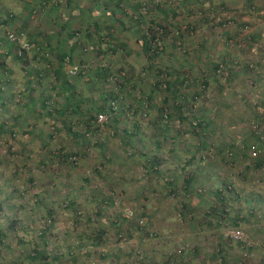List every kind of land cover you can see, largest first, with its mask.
Masks as SVG:
<instances>
[{"label": "rangeland", "instance_id": "obj_1", "mask_svg": "<svg viewBox=\"0 0 264 264\" xmlns=\"http://www.w3.org/2000/svg\"><path fill=\"white\" fill-rule=\"evenodd\" d=\"M68 1L69 0H48L43 4L42 0H0V15H2L4 10L13 14V25L9 26L8 33L14 31L19 34L21 38L20 42H25L29 39L31 41H36L37 45L38 42L44 43L48 41V45H42V50L44 46L51 49V46L55 47L51 38L54 40L63 33L61 26V22H63V20H61L62 9H65V14L72 15V11L67 7V5H69ZM97 1L101 5L105 4L104 6H111L110 8L115 5L113 0ZM206 1L207 0H203L205 6ZM212 1L213 0H211V3ZM85 2L92 1L82 0V3ZM116 2L118 3V8L125 11V19L127 15L130 16V13L136 11L143 3L145 4V16L138 19L132 16L131 20H148L149 17L162 19L158 22L168 25V28L164 39H162V45L161 43L159 45L160 50L163 49V52L156 60V63L158 65H166L170 69L180 68L178 71H182V76L189 73L190 77L195 80V82L190 86L188 85L187 88L184 87V84L188 82V79H186L184 83L178 85L183 92L185 89L187 90V94L192 101V108L185 111L188 117L182 123L178 122L175 116L169 118L168 129L165 132L167 136L174 138L173 141L166 139L162 140V131L159 129V126L150 121V119L155 120L158 117L155 105L141 111V119H143L141 128L138 130V135H133V138L130 140L134 142L139 140L142 142L138 144L139 148L143 150L152 149L151 151H155L156 154L159 152V155L163 154V156H167L168 158H165L166 161L161 167L165 174L169 173L171 165L178 163V161L180 165L181 162L178 168L179 170L176 169L174 172L176 181L180 187L188 174L194 176L205 164L209 166L208 169L202 170L198 176L199 179H197L196 175L192 180L193 186L198 185L200 186L199 188H206L203 190L204 194H202V198H198V195L195 194L188 202L179 197L176 199L170 196L172 193L169 192V187L165 184L163 185L161 181L153 177V179L145 178L143 168L140 166L143 165V162H141L140 165H138V162L136 164L134 162L136 159L138 160L139 156L137 157L135 155L136 157H128L125 159V163L120 161L121 158L123 159V154H126L127 148L130 149L131 147L130 145H127V147L123 145L119 146V142L121 141L120 137L124 136V133H122L123 124H118L116 126V133L113 129H111L109 133L107 128L101 126L103 123L97 122L99 125L98 129L101 131L97 140L105 142L107 144V150L112 149L114 151L120 149L122 146L124 147L123 151L125 152L121 149L122 152L120 150L117 153L115 152L114 156H111L113 158L111 162L101 159L104 161V165L111 174V176H109L112 179L117 178V174L112 177L116 169L115 162L123 164L120 168L118 167L120 177L117 179L120 183H125L124 190L126 193H124V198L130 201L126 205V208L123 207L121 209H129L130 211L125 212L122 210V215L131 216L129 214L132 212V209L133 211L137 210V212H140L141 209L145 211V231L148 235L142 240L141 245L143 249H145V253L155 260L154 264H166L167 262L168 264H177L178 262L171 260L170 252L173 251L178 253L180 249L183 248V251L187 253V250H185L187 247L195 248L196 246L198 250L197 254H194V257L192 256L190 261L182 258L183 262L186 264H264V228L261 227L264 225V165L261 169L250 171L248 179L242 178L244 161L241 160L242 158L240 155H236V148L234 147L235 145H240V142L244 141V139H248L246 133H250V131L253 132L254 125L258 122L263 128V137L260 139H264V121L257 122L253 120L256 104L260 105V110L256 113V116L264 119V66L259 65L261 67L253 68V70L247 73L241 70L246 62L250 68L254 62L259 64L258 60L264 58V41L262 42V38L258 36L254 37L256 28L259 26L255 25L253 21L243 18L244 15H254L260 19L259 23H262L264 26V4L256 5L257 0H251L250 3L248 0H214L215 3L213 4L215 6L219 5V9H217L216 14L214 13L213 16H205L203 11L198 12V10L196 13L191 9L194 7L192 2L195 3V0H118ZM94 4L96 5V3L93 2V5ZM43 5L45 6L44 8H42ZM22 6H25V8H21ZM132 6H136L137 9L131 11L130 8ZM223 6L227 7L230 11L225 12L222 8ZM54 9L56 10L51 11ZM162 9L168 11L165 16L161 12ZM245 10H247L246 14ZM219 12L224 13L223 20H221V16H218L217 13ZM82 13L83 18H87L85 22L89 23V25H92L96 21L101 23L102 21H106L107 18L106 15L104 16L102 13H98L95 16L86 15L84 11ZM80 14L81 13L78 12L74 13V15L77 16H80ZM123 15V13L117 14V16ZM91 16L94 17L90 18ZM207 16L210 18L215 16L213 23L211 22L212 19L203 23ZM127 19L129 20V18ZM220 20L221 22H219ZM113 26L116 27L114 36L116 35V38L119 37L120 39L124 38V40H127L126 48H118L115 51H110V49L106 48L107 46L104 45L106 49L102 52L103 55L99 54L96 58L93 57L89 47L81 49L76 48L75 52H73L74 56L70 61L67 62L65 60L62 62L64 69L63 73H66L67 78L73 80L77 85L78 91L83 92L85 95V105H88L87 101H89L90 97H93L96 102L93 104L94 106L102 102L99 97L101 85L100 83L92 82L94 70L96 68L100 69L110 65V69L115 71L119 69H133L134 72H139L145 64L142 49L137 39L139 35L136 34V38H132V29L129 28V32L126 29L127 26H125V29L118 25L116 26L113 24ZM146 27L147 26H143L144 31ZM179 27L180 29H178ZM3 28L4 26L0 28V31H2ZM79 28L84 30L86 27L80 26ZM177 29L179 32H177ZM138 33L140 35L142 34L140 32ZM79 35L82 36V34ZM243 36H247V39H243ZM242 40H247L245 45H243ZM1 41L0 53L5 56L6 65L11 70V83L4 87L7 94L8 92L10 93V91H15V93L19 92L20 99H26L25 96L29 93L26 91L25 87L29 84V80L25 73V69L32 70V73L34 69H38L41 76L33 78V90L31 89L32 95L36 99V104L38 102L37 100L40 99L43 94L49 93L52 97L50 101H48V110L54 111L62 106L63 103L66 102L65 95L67 92L65 93L64 90H60V88L57 87L59 83H55L53 80L51 63L55 61V55H52L49 51L46 53L37 52L30 47L22 54L25 65L22 63V60L14 59L12 51L15 49L16 45L12 43L13 41H10L8 37L7 40L3 37ZM255 43L257 46L254 45ZM59 44L61 47H66L64 41ZM85 48H87V50H85ZM52 52L57 53L58 51L54 50ZM194 60L197 62V64L195 63L194 65L196 70L191 69L192 71L190 72L189 64ZM201 63H203V65H201ZM214 63H218L220 66L218 69H221L220 72L218 70L214 73L211 71ZM221 67H225L227 74L222 72L223 68ZM168 71L170 72V70ZM230 73H232V75H230ZM165 78L166 77H164V79ZM153 79L154 77H152V74L147 71V73H145L144 92H142V89L141 91H136L134 89L127 96L124 97L123 95L119 100L120 109L124 108L123 105L126 103L127 107L129 105L145 107L143 93L146 95L148 91V85H146V83L152 82ZM203 80H207L208 85L204 86ZM108 83L109 82H106V84ZM103 87L107 88L106 86ZM21 92H24V94ZM168 94L169 92L167 91L164 95ZM155 96L154 102L156 103V99L161 97L160 91L156 92ZM162 104L163 103H161V105ZM9 105L12 109L15 108L16 112V108L18 107L16 103L11 100ZM165 106L168 108L167 105ZM36 109L37 111L34 110L36 117L43 119L38 105ZM167 110L168 112H172V105ZM110 112H112V110H110ZM146 112L148 115H145ZM3 113L6 114V116L4 115L5 118L9 117V113L0 109V116H3ZM140 116L139 113L132 114L129 110L127 114L125 113V115L120 118L131 120L134 117ZM196 116L215 124L214 126L217 129L213 131L212 138L209 139V141L208 139L198 138L191 132L190 124L195 121L192 118ZM74 119L77 120L78 118ZM109 120L110 117L107 122ZM165 122L166 120L164 119L163 123ZM38 129L55 134L53 123L45 124L39 121L37 124V132H40ZM217 131L220 133L217 134ZM113 134L116 135L113 136ZM56 135H58V133H56ZM24 138H26L25 142L27 143L26 140L28 139V135L24 137L21 134L17 135L16 139L12 141L11 150L13 152L19 149V139L24 142ZM255 138H259L258 134L255 135ZM222 141L232 142L234 146L229 147L234 148H230L226 151V148L220 150L217 143L223 145ZM210 142H214L215 145L213 147L216 152L210 159H207L206 156L204 157L202 154H204L205 150L210 146ZM158 143L160 145L159 147L157 146ZM260 143V148H256V156H264V140H261ZM28 146H30L33 151L37 150L38 142L35 140L33 145L31 142ZM248 151L250 152V150ZM94 153L95 149L88 156L87 163L90 166L95 165V163L97 164L99 161L98 156ZM171 155H174L173 162L170 160ZM203 158L207 161H201ZM13 159H16V157L8 156L7 154L2 155L0 153V201H11L19 205L21 201H19L16 196H10L11 187L15 185L16 187L19 186L18 182H20L19 177H11L14 169ZM128 166H130L129 169ZM228 177H231L234 182L240 183V187L242 188V197L237 201L228 202L230 204L225 207L226 213H230L229 218L226 216L224 221L219 225H210L207 222L197 225L195 222L196 220L190 217L193 215L182 216L183 213L181 214V210L185 209L182 204L185 202H187L188 205L190 204L191 211H189L191 213L200 214L202 208L205 210L208 207V202L213 200L214 190H216L223 180H226ZM71 179L70 181L74 182L76 185H79L81 182V177L78 174L75 175V178ZM90 179L92 182L91 184L97 182V184L102 185L101 180H97L93 175ZM61 182V179L57 180V191L54 196L58 193L61 195L55 196L54 198L63 196ZM157 182L160 184L157 185ZM140 190H145L146 192L150 190V197L145 199V201L142 199V202L138 199L136 200L135 198L138 197L137 192ZM86 192V190H83L77 193L80 203L85 201V199L82 200V194ZM35 194V188L27 190L23 199L25 201L34 199L33 196ZM261 197L263 202L257 203L255 199H260ZM236 204L240 211V219L236 223H233L232 218L236 215L233 207ZM194 205H197L195 209L193 208ZM30 206H32V204H30ZM83 210L85 209L82 208L80 211L82 212ZM4 216L5 213H0V217L3 218ZM231 229L243 231L253 240L254 245L245 247L236 240L226 236L225 234H227V231ZM25 237L28 238V236ZM136 238L137 237L134 235L131 239L133 241ZM210 252L214 255L208 258L206 254ZM8 256L9 253L7 258ZM164 260L167 262L163 263ZM2 261H4V259ZM2 261H0V264H4Z\"/></svg>", "mask_w": 264, "mask_h": 264}, {"label": "trees", "instance_id": "obj_2", "mask_svg": "<svg viewBox=\"0 0 264 264\" xmlns=\"http://www.w3.org/2000/svg\"><path fill=\"white\" fill-rule=\"evenodd\" d=\"M47 1L42 0L43 4ZM90 1H92L91 3L98 4L97 0ZM44 7L43 5L42 8ZM106 7L107 9H104L102 12L104 16L108 17L106 21H102L101 23L96 21L93 26H87L84 30H81L79 27L67 30L66 39L68 38L69 42L66 44V47H61V45L60 48L51 46V49H49L44 46L42 50V45H48V41L44 43L38 42L36 45V41L27 40V42L33 45L31 47L32 50L41 53L49 51L52 55H55L56 59L51 63L53 80L55 83H59L57 87L60 90H64L67 93L65 95L66 102L54 111L48 110L49 108L47 107L49 105L48 101L52 97L51 94H43L37 100V104L36 99L32 95L33 78L41 76L38 69H34L33 73L32 70L25 69L29 80V84L25 87L29 93L26 94V99H20L19 92L10 91L7 94L4 87L11 83V70L6 65L5 56L0 53V109L9 113V117L7 118H5V113H3V116H0V153L16 157V159H13L14 169L11 177H19L20 182H18L19 186L16 187L15 185L11 187L10 196H16L21 201L19 205L11 201H0V213H5L3 218L0 217V261L4 259L2 261L4 264H154L155 260L145 253V249L141 245L142 240L148 235L145 231V211L141 209L140 212H137V210L133 211L132 209L133 213L131 216L122 215V210L124 209L121 208H126V205L130 201L124 198V193H126L124 190L125 183H120L117 179L120 177L118 170L123 164L115 162L116 171L114 170L112 174V177L117 174V178L115 179L110 177L111 174L104 165L105 160L111 162L113 160L111 156H114V153H117L120 149L123 151V148L127 147V145L131 147L130 149L127 148L126 152L123 151L126 154H123V159L121 158L120 161L125 163V159L128 157L139 156L138 160L136 159L134 162L135 164L138 162V165L143 162V165L140 166L143 168L145 178H154L161 181L163 185L165 184L169 187L168 190L172 193L170 196L176 199L179 197L188 202L195 194L198 195V198H202V194H204L203 190L206 189L205 187L199 188L200 186L198 185L193 186L192 180L196 175L197 179H199L198 176L202 170L209 168L207 164L200 168L194 176L188 174L185 179L183 178L184 180L180 187L176 181L174 172L180 167L181 162L180 165L178 164L179 161L171 165L169 173L165 174L161 167L166 161L165 158H168L167 156H163V154L159 155V152L156 154L155 151H151L152 149L143 150L139 148V144L142 142L136 139L135 142L130 140L133 138V135H138L139 133L138 130L141 128V122H143V119H141L142 110L155 105L158 117L155 120L150 119V121L159 126V129L162 131V140L173 141L174 138H170L165 132L168 129L169 118L175 116L177 117V121L182 123L188 117L185 111L192 108V101L187 94V90L185 89L183 92L178 85L188 79V82L184 84V87L187 88L195 80L190 77L189 73L182 76V71H178L180 68L170 69L166 65H158L156 63V60L163 52V49L160 50L158 43L162 45V39H164L168 28V25L158 22L162 19L151 17L148 20L132 19L137 22L134 26V31L142 33L141 35L138 33L137 39L142 49L145 64L139 72H134L133 69H119L115 71L110 69V65L94 70L92 82H97L101 85L99 97L102 102L98 105H93L96 103L93 97H90L89 101H87L88 105H85L86 99L83 92H79L74 81L67 78L66 73H63L62 62L65 60L67 62L70 61L74 56L73 52L76 48L89 47L94 58L98 57L99 54L103 55L102 52L106 48L110 49V51L126 48V44L119 41L115 37L116 35L114 36L116 27L113 26L112 22L119 17L116 10L119 13H123V17H126L125 11L118 8L117 2H115L114 7L111 9L109 5ZM219 7V5L216 6V10ZM222 8L225 12L230 11L227 7L223 6ZM191 9L196 13L198 10V12L203 11L205 14L202 7H192ZM137 11L138 9L133 14L137 13ZM89 12L92 15L93 11L89 10ZM161 12L165 16L168 11L162 9ZM217 14L223 20L224 13L219 12ZM127 18L131 20L132 16L127 15ZM13 19V14L6 10L0 15V28L4 26L3 30L0 31V44L3 37L7 40V33L9 32V26L13 25ZM214 19L215 16L212 20ZM143 26H147L145 31ZM121 28L125 29L126 27L123 26ZM178 29L177 32H179ZM79 34H82V36ZM243 39H247V36H243ZM246 41L242 40L243 45L246 44ZM12 43L16 45L12 51L14 59L22 60V63H24L22 55L17 53L19 49L18 42L14 41ZM49 43L51 44L50 40ZM104 45L107 47L104 48ZM54 50L58 52H52ZM23 52L25 53L26 50ZM258 61L259 64L254 62L250 68L246 62L241 70L247 73L253 70V68L261 67L259 65L264 66V58ZM219 67L218 63H214L211 71L214 73ZM147 71L152 74L154 79L152 82L146 83L148 91L146 95L143 93L145 107H135L134 105L127 107L126 103L123 105L124 108L119 109L117 113H112L111 116L109 101L119 94L125 97L134 89L136 91H141L142 89V92H144L145 73ZM164 77L166 78L164 79ZM106 82L110 84H106ZM202 82L204 86L208 85L207 80H203ZM103 86H106L108 89ZM158 91H160L161 97H158L155 103V95ZM167 91L169 94L164 95ZM21 93L24 94V92ZM11 100L18 106L16 112L15 108L12 109L9 105ZM161 103L163 104L161 105ZM37 105L43 119L37 118L34 113V110L37 111ZM171 105L173 111L168 112L167 109ZM129 110L132 114L139 113L141 116L134 117L131 120L121 119L120 117L124 116L125 113L127 114ZM259 110L260 105L256 104L253 120L263 122L264 119L256 116ZM101 112L107 113L108 117H110L108 122L106 121L101 124V126L109 130V133L111 129L116 133V126L118 124L124 125L122 128L124 136L120 137L121 141L119 142V146L123 145L124 147L122 146L120 149L114 151L112 149L107 150V144L101 140H97L101 132L98 129L97 116ZM145 115H148L147 112ZM74 118L78 119L75 120ZM164 119L166 120L165 123H163ZM192 119L195 120L190 124L193 135L201 139H208L209 141L212 138L213 131L217 129L214 126L215 124L198 116ZM38 120L45 124L53 123L55 134L44 132L41 129H38L40 132H37ZM219 133L217 131V134ZM20 134L24 137L28 135L27 143L25 142L26 138H24V142L19 139V149L13 152L11 150V143ZM246 134L248 139H244V141L240 142V145L234 146L230 141H222L223 145L220 143H217V145L220 150L226 148L225 151L230 148H236V155H240L241 160L244 161L242 178L248 179L250 171L261 169L264 165V156L252 157L248 150L252 145L259 149L260 142L264 139H260V137L255 138L256 134L254 131ZM35 140L38 142V149L33 151L28 145L31 142L33 145ZM209 145L204 154H202L207 159H210L216 152L213 147L215 145L214 142ZM157 146H160L159 143ZM94 149V154L98 156L99 161L97 164L95 163V165L90 166L87 163L88 156ZM173 158L174 155H171L170 160L172 162ZM202 160L206 159L203 158ZM77 174L81 177L79 185L70 181ZM92 175L97 180L100 179L102 185L97 184V182L91 184L90 177ZM59 179L62 180L61 188L63 196L54 198L61 195L58 193L54 196L57 191L56 182ZM159 184L157 182V185ZM34 188L36 189V194L33 196L34 199L25 201L23 198L26 191ZM83 190L87 191L82 194V200L85 199V201L80 203L77 193ZM149 191H138V197L135 199H138L140 202H142V199L145 201V199L150 197L151 192ZM241 197L242 188L240 187V183H236L231 177H228L214 190L213 200L208 202V207L205 210L201 209L202 212L200 214L191 213L190 204L188 205L187 202L182 204L185 209L181 210V214L183 213V217L185 215H193L190 217L196 220L197 225L206 222L210 225H219L224 221L226 216L227 218L230 217V213H226L225 208L230 204L228 202L237 201ZM195 206L197 205H194V209ZM81 207L85 209L82 212L80 211ZM233 209H235L236 215L233 216L232 222L236 223L240 219V211L237 204ZM124 211L126 212L128 209ZM134 235L137 238L132 241L131 238ZM25 236H28V238ZM183 250V248L180 249L178 253L170 252L171 260H175L178 262L177 264H186L182 261V258L190 261L192 256L194 257V254L196 255L198 251L197 246L195 248L187 247L185 249L187 253ZM8 253L9 256L7 258ZM213 255L211 252L206 254L208 258H211ZM166 262V260L163 261V263Z\"/></svg>", "mask_w": 264, "mask_h": 264}, {"label": "crops", "instance_id": "obj_3", "mask_svg": "<svg viewBox=\"0 0 264 264\" xmlns=\"http://www.w3.org/2000/svg\"><path fill=\"white\" fill-rule=\"evenodd\" d=\"M17 1H20V0H17ZM105 1H108V0H105ZM116 1H118V0H115L114 2H116ZM68 2H69V5H67V7L72 11V15L71 14H65V11H64L65 9H62V14H61V20H63V22H61V26H62V29H63V33L61 34L62 36L60 35L59 37L55 38L54 40L51 39L53 41V43H54V46H57V48H60V44L59 43L62 42L63 39H65L64 42L66 44H68L69 39L68 38L66 39V37H67L66 36V31L67 30L73 29L75 27H80V26L87 27V26L94 25V23L92 25H89V23L85 22V20L87 18H85V19L83 18V16H82L83 15V13H82L83 11L86 13V15H90L89 10H92L93 11L92 15L95 16L98 13H102L104 11V9H107V7L104 6L105 4L101 5V4L98 3L96 5L95 4L93 5V3H91V2L82 3V0H75V1L69 0ZM248 2L250 3L251 0H248ZM260 2H262V3H260ZM213 3H215L214 0L212 1V3H211V0H207L206 1V6H205V3H203V0H195V3L192 2L194 7H202L204 9L205 14L209 15V16H213L214 13L216 14V11H217L216 10V6ZM256 3H257L256 5L264 4V0H257ZM21 8H25V6H22ZM110 9H109V11H111ZM55 10L56 9L51 10V11H55ZM130 10H132V11L136 10V6H132L130 8ZM76 12L81 13L80 16L74 15V13H76ZM116 13H119L118 10H116ZM246 13H247V10H245V14ZM94 16H91L90 18H93ZM109 17H111V16H109ZM74 18H80V19H74ZM243 18H245L247 20H250V21H253V23L255 25L259 26V27L256 28V33H254V37L258 36V37L262 38V42H263L264 41V26H263L262 23H259L260 19H258V17L254 16V15H252V16H245L244 15ZM210 19H212V18L207 16L206 19L203 21V23H206V22L210 21ZM88 21H90V20H88ZM213 21L214 20H212L211 22L213 23ZM112 22L116 26L117 25L121 26V27L127 26V28H128L127 30L129 32H130L129 28H131L133 30L131 32V36H132V38H136L135 36H136V34H138V32L134 31V26L137 24V22H135L133 20L131 21L130 19L128 20L127 18L125 19L123 16H119L118 18H116ZM117 39L127 45V40H124V38L120 39L118 37ZM75 50H74V52H75ZM206 59H207V57H206ZM195 63L197 64V62L194 60V61H192V63L189 64L190 72L192 71L191 69L196 70V67H194ZM201 65H203V63H201ZM255 201L257 203L263 202L262 201V197L260 199H255ZM261 227L264 228V225L261 226Z\"/></svg>", "mask_w": 264, "mask_h": 264}, {"label": "built area", "instance_id": "obj_4", "mask_svg": "<svg viewBox=\"0 0 264 264\" xmlns=\"http://www.w3.org/2000/svg\"><path fill=\"white\" fill-rule=\"evenodd\" d=\"M139 11V12H138ZM138 11L137 13L133 14L131 13L130 15L133 16L135 19H138V17H144L145 16V4L143 3L139 8H138ZM23 36V35H22ZM8 39L10 41H16L18 42V46H19V49L17 50V53L19 55H22L23 54V51L25 50H28L30 47H33L31 46L32 44H30L29 42L25 41V42H20L21 38L19 36V34L15 33L14 31L8 33ZM158 45H160V43H158ZM254 45L257 46V44L255 43ZM85 50H87V48H85ZM223 68V67H221ZM218 71L220 72L221 69H218ZM222 72L224 74H227V71L225 68L222 69ZM123 74V72H121ZM112 79V78H110ZM122 98V95L119 94L116 98L114 99H111L109 101V109L112 110L111 114L112 113H117L118 110L120 109L119 107V100ZM108 115L107 113H99L98 116H97V122L99 123H104L108 120ZM255 129V130H254ZM254 133L255 134H258V137L262 138L263 137V128L261 125H259L258 123H256L254 125ZM250 155L252 157H255L256 156V147L255 146H251L250 147ZM128 211H130L128 209ZM132 212L129 214L131 215ZM226 236L232 238L233 240H236L237 242H239L242 246H245V247H251L252 245H254V242L253 240L248 237L243 231L239 230V229H231V230H228L227 231V234H225Z\"/></svg>", "mask_w": 264, "mask_h": 264}]
</instances>
